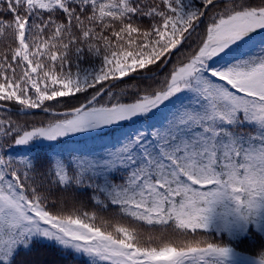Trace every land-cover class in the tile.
<instances>
[{
  "label": "snow or ice",
  "instance_id": "1",
  "mask_svg": "<svg viewBox=\"0 0 264 264\" xmlns=\"http://www.w3.org/2000/svg\"><path fill=\"white\" fill-rule=\"evenodd\" d=\"M0 264H264V0H0Z\"/></svg>",
  "mask_w": 264,
  "mask_h": 264
},
{
  "label": "trees",
  "instance_id": "2",
  "mask_svg": "<svg viewBox=\"0 0 264 264\" xmlns=\"http://www.w3.org/2000/svg\"><path fill=\"white\" fill-rule=\"evenodd\" d=\"M44 251L48 252V256H47L48 259H50V260L59 259V257L56 255L54 250H44Z\"/></svg>",
  "mask_w": 264,
  "mask_h": 264
}]
</instances>
